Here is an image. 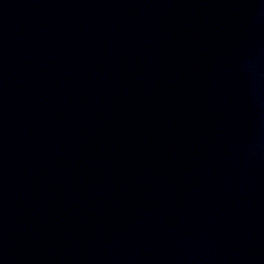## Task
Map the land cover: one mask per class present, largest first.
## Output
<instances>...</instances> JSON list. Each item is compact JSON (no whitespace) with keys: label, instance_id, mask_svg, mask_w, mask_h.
Wrapping results in <instances>:
<instances>
[{"label":"water","instance_id":"water-1","mask_svg":"<svg viewBox=\"0 0 264 264\" xmlns=\"http://www.w3.org/2000/svg\"><path fill=\"white\" fill-rule=\"evenodd\" d=\"M0 264H264V0H0Z\"/></svg>","mask_w":264,"mask_h":264}]
</instances>
